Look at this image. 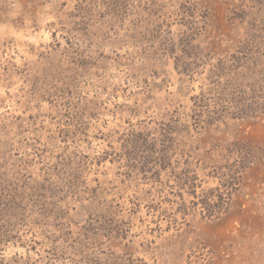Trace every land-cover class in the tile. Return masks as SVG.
<instances>
[{
    "label": "rangeland",
    "instance_id": "obj_1",
    "mask_svg": "<svg viewBox=\"0 0 264 264\" xmlns=\"http://www.w3.org/2000/svg\"><path fill=\"white\" fill-rule=\"evenodd\" d=\"M0 264H264V0H0Z\"/></svg>",
    "mask_w": 264,
    "mask_h": 264
}]
</instances>
